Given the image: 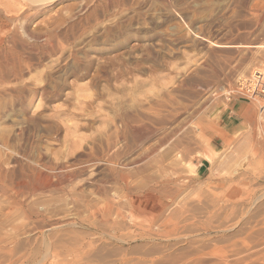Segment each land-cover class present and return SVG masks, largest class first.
<instances>
[{"label": "rangeland", "instance_id": "rangeland-1", "mask_svg": "<svg viewBox=\"0 0 264 264\" xmlns=\"http://www.w3.org/2000/svg\"><path fill=\"white\" fill-rule=\"evenodd\" d=\"M49 1L0 0V264H264V133L224 91L264 0Z\"/></svg>", "mask_w": 264, "mask_h": 264}, {"label": "built area", "instance_id": "built-area-1", "mask_svg": "<svg viewBox=\"0 0 264 264\" xmlns=\"http://www.w3.org/2000/svg\"><path fill=\"white\" fill-rule=\"evenodd\" d=\"M224 91H227L228 99L232 95L254 103L260 129L264 133V70H252L245 77L238 78L230 89Z\"/></svg>", "mask_w": 264, "mask_h": 264}, {"label": "crops", "instance_id": "crops-1", "mask_svg": "<svg viewBox=\"0 0 264 264\" xmlns=\"http://www.w3.org/2000/svg\"><path fill=\"white\" fill-rule=\"evenodd\" d=\"M245 104H247L246 101H233L231 104V108H232V119H244L241 117L239 110L241 111L242 106H244Z\"/></svg>", "mask_w": 264, "mask_h": 264}, {"label": "bare ground", "instance_id": "bare-ground-1", "mask_svg": "<svg viewBox=\"0 0 264 264\" xmlns=\"http://www.w3.org/2000/svg\"><path fill=\"white\" fill-rule=\"evenodd\" d=\"M31 1H38V2H45V1H46V2H47V0H31ZM48 1H49V0H48ZM50 1H52V0H50ZM50 1H49V2H50ZM39 4H41V3H39ZM256 47H257V46H256ZM237 78H238V77H237ZM239 78H240V77H239ZM123 177H124V176H122V178H123Z\"/></svg>", "mask_w": 264, "mask_h": 264}]
</instances>
